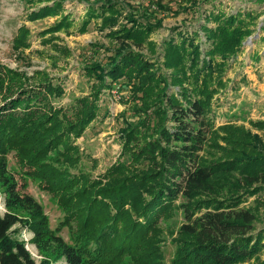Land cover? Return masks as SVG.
Wrapping results in <instances>:
<instances>
[{
	"label": "trees",
	"instance_id": "1",
	"mask_svg": "<svg viewBox=\"0 0 264 264\" xmlns=\"http://www.w3.org/2000/svg\"><path fill=\"white\" fill-rule=\"evenodd\" d=\"M66 1L53 0L30 16L56 14ZM79 1L88 8L77 29L86 30L98 19L99 29H110L116 45L104 50L105 62L94 57L83 66L85 76L97 83L91 95L61 107L55 102L65 90L55 83L58 78L41 72L29 78L0 65V196L6 208L0 215V264L61 259L65 264H167L159 222L173 209L182 212L185 223L172 240L170 264H241L259 257L264 143L242 127H218L214 98L226 90V73L260 15L208 12L200 26L204 41L199 32L165 41L159 64L152 59L157 44L149 39L162 20L151 2L140 15L129 0ZM123 10L129 11L128 23L117 27ZM72 27L65 15L44 34ZM26 35L16 41L25 43ZM62 55L68 58L69 50L62 48ZM118 80L129 87L127 103L136 118L119 134L118 161L93 178L79 170L82 152L76 140L97 117L101 91ZM250 124L264 129V122ZM9 153L23 176L37 181L59 205L71 243L58 235L60 229H50L42 206L22 192L26 186L8 170ZM252 197L254 206L241 207ZM17 225L32 232L41 261L13 236Z\"/></svg>",
	"mask_w": 264,
	"mask_h": 264
},
{
	"label": "rangeland",
	"instance_id": "2",
	"mask_svg": "<svg viewBox=\"0 0 264 264\" xmlns=\"http://www.w3.org/2000/svg\"><path fill=\"white\" fill-rule=\"evenodd\" d=\"M193 1L196 4H193ZM254 0H129L127 4L138 11L147 8L149 2L152 12L162 20V28L150 35V41L157 44L154 59L163 63V43L170 39L177 41L179 35L191 36L199 32L200 40L204 36L200 26L208 12L219 9L226 13L236 14L252 12L259 14L255 32L244 43L236 61L226 73L229 80L226 90L214 98V113L218 127L235 125L242 127L252 134L258 135L264 143V129H254L250 122H264V2ZM53 0H0V65L25 74L29 78H36L41 72L55 79L65 90L62 98L55 103L58 106L69 107L75 99L92 94L93 79H88L83 66L98 58L105 62V49L116 48L109 39L110 29L100 30V20H92L86 30L77 29L86 18V3L79 0H67L63 9L56 14H49L44 18H33L31 12L39 10L45 5H53ZM118 3H123L118 0ZM216 6V9L213 7ZM166 7V8H165ZM168 8V9H167ZM122 11L117 20V27L127 24L126 15L129 11ZM68 15L73 22L70 31L60 30L48 32ZM157 20V19H156ZM213 27V24H208ZM117 27L112 28L116 31ZM22 32H27L25 43H18ZM62 48L69 50L70 56L62 55ZM135 47H133L134 49ZM203 48H205L203 46ZM139 51L151 57L146 48ZM109 54V53H108ZM167 75L169 71L163 70ZM98 103V115L91 122L83 135L76 140L82 152L79 170L90 174L93 178L103 175L118 161L121 143L119 134L125 123L135 120L130 113L128 96L129 87L118 80L111 88L102 90ZM219 135H223L219 129ZM8 170L14 174L18 184L25 185L23 193L33 197L43 209L50 229H60L58 233L67 243L70 242L69 229L62 228L63 212L52 196L43 191L37 181L23 176L22 170L16 161L15 155L7 156ZM261 199L263 197H260ZM254 197L241 207L254 206ZM6 212L4 194L0 196V215ZM185 223L183 214L178 210H171L159 222V237L163 243L164 257L170 264L176 246L172 240L178 235L181 226ZM257 230H264V212L261 211L260 221L256 224ZM14 237L25 243L31 256L41 261L43 256L37 249L32 232L25 226L17 225L14 228ZM53 264H65L62 259ZM124 264H129L125 262ZM241 264H264V251L252 260Z\"/></svg>",
	"mask_w": 264,
	"mask_h": 264
}]
</instances>
